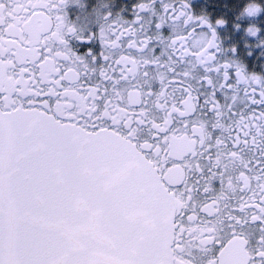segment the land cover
<instances>
[{"label": "snow or ice", "instance_id": "1", "mask_svg": "<svg viewBox=\"0 0 264 264\" xmlns=\"http://www.w3.org/2000/svg\"><path fill=\"white\" fill-rule=\"evenodd\" d=\"M69 3L0 0V264H264V79L223 20Z\"/></svg>", "mask_w": 264, "mask_h": 264}, {"label": "flooded vegetation", "instance_id": "2", "mask_svg": "<svg viewBox=\"0 0 264 264\" xmlns=\"http://www.w3.org/2000/svg\"><path fill=\"white\" fill-rule=\"evenodd\" d=\"M243 1L244 3H231L229 5L221 0H189V3L192 13L196 16L206 15L213 24H216L218 20L227 21L226 24L216 25V32L224 48L235 49V53L229 51L227 55L238 61H243L249 73L264 76V47L256 46L259 40L264 39V14L255 21H241L238 14L248 0ZM137 2L138 0H80V3H69L65 10L73 23L86 24L88 31L98 32L99 18L95 15V10L98 7L101 12L106 13L110 10L113 14L121 12L123 9L125 18L131 19L133 6ZM260 2L264 3V0H260ZM103 4L108 6L102 7ZM253 22L259 25L261 32L257 38L246 37L244 35L245 29L249 23ZM163 31L167 35L170 28L166 27ZM71 44L80 54H85L89 50L99 52L101 49L98 41L89 44L73 39Z\"/></svg>", "mask_w": 264, "mask_h": 264}, {"label": "clouds", "instance_id": "3", "mask_svg": "<svg viewBox=\"0 0 264 264\" xmlns=\"http://www.w3.org/2000/svg\"><path fill=\"white\" fill-rule=\"evenodd\" d=\"M262 14H264V3H261L260 0H248V2L241 8L238 16L241 21H255ZM227 21L223 20V24H226ZM222 24V25H223ZM261 28L257 23H249L248 27L245 29L244 35L246 37L257 38ZM258 47H264V39L259 40ZM241 67L245 70L246 75L250 78L252 75L258 76L264 79V76L255 73H249L246 69V64L243 61H239Z\"/></svg>", "mask_w": 264, "mask_h": 264}, {"label": "rangeland", "instance_id": "4", "mask_svg": "<svg viewBox=\"0 0 264 264\" xmlns=\"http://www.w3.org/2000/svg\"><path fill=\"white\" fill-rule=\"evenodd\" d=\"M224 1L227 5L231 4V3H244L243 0H221Z\"/></svg>", "mask_w": 264, "mask_h": 264}]
</instances>
